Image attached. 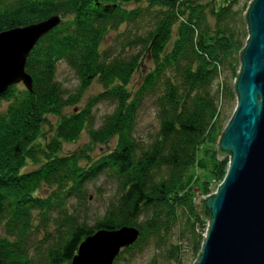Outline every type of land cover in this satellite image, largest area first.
<instances>
[{
  "label": "trees",
  "instance_id": "obj_1",
  "mask_svg": "<svg viewBox=\"0 0 264 264\" xmlns=\"http://www.w3.org/2000/svg\"><path fill=\"white\" fill-rule=\"evenodd\" d=\"M239 3L0 0V33L60 18L26 58L30 92L17 84L0 94L5 104L0 110V264H33L32 248L37 252L38 247L29 245L28 237L35 221L42 227L53 223V239L42 251L45 264H70L83 240L120 228H134L138 237L112 264L123 254L139 252L149 239L167 246L166 257L174 264H183V253L193 263L208 221L200 219L192 188L184 183L202 149L213 163L209 179L197 187L201 196L209 180L219 181L225 172L228 156L218 161L213 147L236 100L232 81L247 39L242 14L248 3L237 8ZM145 18L148 29L130 35ZM111 32L121 38L122 51H137L112 57L102 47ZM144 59L150 68L132 90L131 78ZM58 63L76 78L70 94L56 81ZM93 84L101 91L79 107ZM145 98L154 102L157 124L147 142L134 134ZM102 101L113 108L93 128L92 109ZM83 132L87 144L62 155L61 145L76 142ZM110 141L111 149L90 157L95 146ZM27 165L36 168L25 171ZM100 173L114 180V195L102 215L87 225L67 213L66 204L72 198L84 208L86 185ZM42 188L48 191L45 197L39 195ZM180 215L183 230L175 245L167 244Z\"/></svg>",
  "mask_w": 264,
  "mask_h": 264
},
{
  "label": "water",
  "instance_id": "obj_2",
  "mask_svg": "<svg viewBox=\"0 0 264 264\" xmlns=\"http://www.w3.org/2000/svg\"><path fill=\"white\" fill-rule=\"evenodd\" d=\"M242 18L247 39L238 52L240 68L232 81L236 107L216 142L215 158L228 156V166L213 195L202 198L192 187L194 209L201 220L208 221L192 264H264V0L248 2ZM59 23L58 16H51L0 33V54L9 49L13 57L10 74L0 71V94L17 84L30 92L31 79L24 72L26 58L37 41ZM137 237L134 228L96 232L80 243L70 264L87 256L100 259V264H112L118 252Z\"/></svg>",
  "mask_w": 264,
  "mask_h": 264
},
{
  "label": "rangeland",
  "instance_id": "obj_3",
  "mask_svg": "<svg viewBox=\"0 0 264 264\" xmlns=\"http://www.w3.org/2000/svg\"><path fill=\"white\" fill-rule=\"evenodd\" d=\"M244 2L248 3L249 0H240V3L237 6V8L241 7ZM149 22L150 21L148 18L143 19L138 26L132 29V31L129 30L130 35L136 33L141 34L144 31H146L150 25ZM134 30H136V32ZM121 43H122L121 38H119L117 33L111 32L104 39L102 47L103 49H106V52L108 54L111 53L110 55L112 57L115 56L126 57L132 53H135L138 49V47H136L133 48L132 50L126 49L122 51L120 49ZM149 68H150V64L148 60L144 59L142 66L139 68V72L134 73V75L131 78L130 87L132 90H134L139 85L142 76L149 70ZM56 81L59 83L65 94L72 93L77 85L75 76L73 75L72 72L68 70V68L63 63H58L56 66ZM100 91H101L100 87L97 84H93L89 89V91L84 96V99L82 100L79 107L84 104V101L88 96L95 95ZM232 106L233 108L230 110L231 112L230 116L229 118L227 117L228 120L226 119L225 121L226 123L224 124L223 130L227 125V123L229 122L232 113L236 107V100L235 103L233 102ZM4 107L5 104L1 102L0 110H3ZM112 108L113 105L111 104V102L108 101H102L96 104L92 109V113H93L92 127L97 128L102 121V117L106 114H109L112 111ZM68 111L69 110H65L64 113H67ZM49 120L51 123L55 122L53 118H49ZM156 129H157V124L155 119L154 102L151 98H145L141 102V105L136 113L134 134L136 137L139 138V140H142L143 142H147L149 139L152 138ZM87 142H88L87 136L83 132L76 142L62 144L61 154L62 155L69 154L77 150L78 148L82 147L83 145L87 144ZM216 142L213 147L214 151L217 150ZM112 146H113V141H110L106 147L95 146L93 148V151L90 153V157L92 159H95L104 150L111 149ZM202 151L203 149L199 150L198 152L197 164L194 165L193 168H191L187 173L184 183L185 188L187 187L200 188L201 183L209 179L210 176L209 171L210 169L212 170L213 160L202 155ZM227 166H228V160L222 178L219 181L213 180L211 178L209 180L210 182L207 184L206 194L201 196V194L199 193V195L202 198L209 197L210 195H213L216 192L218 186L220 185V183L222 182L225 176ZM34 168L36 167L32 165H27L24 170L30 171L33 170ZM86 189H87L86 194L88 195V197L85 201L84 208L79 207L76 201L70 198L68 200V204H66V211L67 213H70L71 215L76 217L78 220H84L87 225H91L96 218H99L102 215L106 205L112 200L114 195L115 183L114 180L111 177H109L106 173H100L96 178H94L92 181L87 183ZM197 190L199 192L198 188ZM47 194L48 191L46 190V188H42L41 191L39 192V195L43 197H45ZM54 217L55 215L54 213H52L50 219H53ZM139 219L140 221L143 220L144 216H140ZM183 221H184V216L180 215L178 224H175V226H173V228L171 229L167 244L175 245L177 243L179 232L183 230ZM35 224H36L35 229L31 232V234L28 237L29 245L38 247L37 252H35V249L32 248V250L34 251L33 264H45L44 259L42 257V251L48 244H50L51 240L53 239V235H54L53 223L49 221L46 227L39 226L37 221H35ZM203 228H205L204 232H202V236L204 238L207 230L206 225H203ZM166 250H167V246L160 247L157 245L155 239H149L143 245V247L139 252L135 253L134 251L131 254L121 255V257L118 259L116 264H174L172 260H169L166 257ZM183 254L184 255L182 258L185 259L183 264H191L192 259L189 258L188 253H183ZM92 262L93 261L87 263L91 264Z\"/></svg>",
  "mask_w": 264,
  "mask_h": 264
},
{
  "label": "bare ground",
  "instance_id": "obj_4",
  "mask_svg": "<svg viewBox=\"0 0 264 264\" xmlns=\"http://www.w3.org/2000/svg\"><path fill=\"white\" fill-rule=\"evenodd\" d=\"M8 50L6 49L5 52H3V53L0 54V71L3 72L5 76H8L10 74L11 71H10V68L9 67H12V60H13V57L11 56V54L7 52ZM2 51L3 50H1V52ZM11 51H13V50H11ZM15 51L16 50H14V52ZM86 258H87L86 260L85 259L78 260V262L75 263V264H78L79 261H81L80 264H88L87 262L92 261V259L94 257L93 258L92 257L90 258V257L87 256ZM98 262H100V259L95 258L94 261L91 264H100Z\"/></svg>",
  "mask_w": 264,
  "mask_h": 264
}]
</instances>
